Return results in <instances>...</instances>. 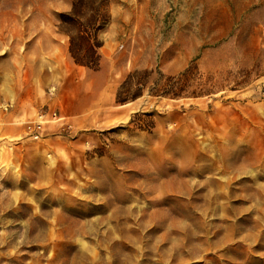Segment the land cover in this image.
<instances>
[{
	"label": "rangeland",
	"instance_id": "374dc122",
	"mask_svg": "<svg viewBox=\"0 0 264 264\" xmlns=\"http://www.w3.org/2000/svg\"><path fill=\"white\" fill-rule=\"evenodd\" d=\"M74 1L0 0V264H264V0H108L95 68Z\"/></svg>",
	"mask_w": 264,
	"mask_h": 264
},
{
	"label": "trees",
	"instance_id": "16d2710c",
	"mask_svg": "<svg viewBox=\"0 0 264 264\" xmlns=\"http://www.w3.org/2000/svg\"><path fill=\"white\" fill-rule=\"evenodd\" d=\"M88 0H75L72 11L61 15V31L70 36V53L75 62L81 66L95 68L99 65V55L97 49L102 45L99 41V31L104 27L105 21L99 24L100 19L108 18L104 13V6L108 0H102L100 4L91 9H81V4ZM126 83V82H125ZM125 83L121 88L124 87ZM121 89L119 88L116 96L117 102L125 103L127 98H122ZM141 94H136L133 99L138 98Z\"/></svg>",
	"mask_w": 264,
	"mask_h": 264
},
{
	"label": "crops",
	"instance_id": "0c3cea01",
	"mask_svg": "<svg viewBox=\"0 0 264 264\" xmlns=\"http://www.w3.org/2000/svg\"><path fill=\"white\" fill-rule=\"evenodd\" d=\"M74 63L77 64L75 62V60H74ZM99 63H100V59H99ZM79 66H81V65H79ZM90 71L91 72H87V76H90V77L96 76L95 75V72H96L95 69L94 70L90 69ZM27 74L30 76L31 80L34 78H39V77H43V79H44L45 77H47L49 75L48 71H43L41 69V67H39L38 65L28 67ZM98 93H99L98 86L93 87V91L91 93V96L94 95V97H96V95H98ZM116 95H117V93H116ZM83 96H84V94L81 92H79L77 94H72L71 96L69 95V93H66V92L63 94L60 102L63 105L62 113L66 114V115H64L65 117L70 118L71 116H76L82 110H86L89 107L90 101H82ZM28 98H29V95H27V94H22L21 96L18 95L16 98V103H17L18 107H15V109H11L9 111L8 118H10V117L15 118L17 115L20 116L21 113L26 109V107H23V105L28 101ZM8 104H9V102H8ZM82 121L83 120H81V119H77V122H82ZM7 122H8V120H7ZM21 129H22L21 126L6 127L5 133L15 134V133L20 132Z\"/></svg>",
	"mask_w": 264,
	"mask_h": 264
},
{
	"label": "built area",
	"instance_id": "2783aa9c",
	"mask_svg": "<svg viewBox=\"0 0 264 264\" xmlns=\"http://www.w3.org/2000/svg\"><path fill=\"white\" fill-rule=\"evenodd\" d=\"M64 117L57 114V111H40L38 114L27 121L25 132L33 139H42L50 123L63 121Z\"/></svg>",
	"mask_w": 264,
	"mask_h": 264
},
{
	"label": "bare ground",
	"instance_id": "6f19581e",
	"mask_svg": "<svg viewBox=\"0 0 264 264\" xmlns=\"http://www.w3.org/2000/svg\"><path fill=\"white\" fill-rule=\"evenodd\" d=\"M2 106H4V105H2ZM6 107H8V106H6ZM27 123V122H26ZM26 123H25V125H26ZM49 128H47V130H48Z\"/></svg>",
	"mask_w": 264,
	"mask_h": 264
}]
</instances>
